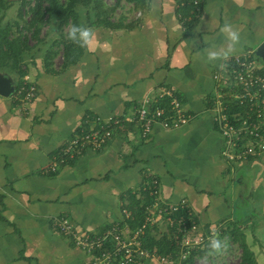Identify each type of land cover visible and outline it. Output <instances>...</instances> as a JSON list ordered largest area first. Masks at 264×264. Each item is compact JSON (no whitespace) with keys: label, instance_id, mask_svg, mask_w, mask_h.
I'll return each mask as SVG.
<instances>
[{"label":"crops","instance_id":"obj_1","mask_svg":"<svg viewBox=\"0 0 264 264\" xmlns=\"http://www.w3.org/2000/svg\"><path fill=\"white\" fill-rule=\"evenodd\" d=\"M201 2L189 32L178 17L180 0H144L136 15L110 19L114 26L88 25L92 42L82 43L75 61L64 59L63 50L56 61L53 46L27 45L19 64L37 87L35 98L25 110L13 92L0 95V264H85L88 253L58 232L56 217H68L80 231L119 226L128 234L132 212L144 205L146 212L157 196L164 205L185 200L174 216L190 212L201 231L218 222L225 228L237 217L235 202L245 188L239 173L259 174L264 155L236 162L223 157L213 74L232 55L264 41V0ZM256 61L263 69L264 60L256 55ZM0 72L13 86L21 78L17 68ZM161 88L171 90L188 119L173 129L155 122L142 137L136 114L143 100L151 109H169ZM107 118L120 122L102 148L53 165L68 140ZM260 181L254 177L251 192L262 211ZM153 227L155 238L175 244L180 238L166 213ZM141 264L166 263L155 255Z\"/></svg>","mask_w":264,"mask_h":264},{"label":"built area","instance_id":"obj_2","mask_svg":"<svg viewBox=\"0 0 264 264\" xmlns=\"http://www.w3.org/2000/svg\"><path fill=\"white\" fill-rule=\"evenodd\" d=\"M185 3L190 6V10L188 15L183 13L178 15L181 20L196 17L201 12V0H180L179 4L182 7ZM213 80L216 120L219 131L225 139L223 157L227 162H236L260 156L264 152V74L257 66L255 52L246 50L232 55L225 68L220 67L214 72ZM36 94L37 87L28 77L23 76L18 85L14 86V99L25 110ZM160 97L168 100L169 109L162 105H156L151 109L149 101L144 99L137 110L136 118L142 126V137L147 136L155 122L160 123L162 128L173 129L184 124L188 119L170 89L161 88ZM231 106H238L239 110L244 111L231 112ZM119 122L118 119L107 118L103 122H96V126L88 131L75 135L62 146L59 159L54 160L53 165L62 163L66 156L72 158L80 155L86 148H102L112 135L113 126ZM184 207L185 200L173 205H164L157 196L155 202L146 208L143 222L128 234L119 226L100 233L88 234L78 230L64 216L56 217L53 225L58 232L88 253L89 259L85 264H141L144 259L155 255L159 256L162 263L180 264V259L185 257L187 251L182 252L175 262L158 255L155 247L151 250L146 248L141 237L145 234L147 226L156 224L159 214L163 212L166 213L169 224L174 226L176 236L180 237L176 240V244L191 247L199 243L197 238L201 240L202 236L200 232L197 234V223L190 212L186 211L185 215L174 216ZM210 233H212L211 229ZM192 235L198 236L191 238ZM107 242L109 244H106Z\"/></svg>","mask_w":264,"mask_h":264},{"label":"trees","instance_id":"obj_3","mask_svg":"<svg viewBox=\"0 0 264 264\" xmlns=\"http://www.w3.org/2000/svg\"><path fill=\"white\" fill-rule=\"evenodd\" d=\"M133 3V6L135 8H141L144 5V0H129ZM11 1L9 0H0V9H5ZM44 3L46 4L44 6ZM202 6V5H201ZM104 9V10H103ZM190 10V6L185 3L184 6H182V12L185 15H188V12ZM84 11V12H83ZM83 12V15H82ZM201 13V12H200ZM200 13L195 17H190L187 20H181V23L184 27L185 32H189L197 22ZM108 10H105L102 4V0H36L35 7L32 10V14L30 19L25 22L24 27L29 29L32 28V34L36 36L40 29V25L45 23L49 20H57V25H53V28L57 31L59 30L60 26L66 25L69 23V28L72 25H79L82 27L91 25V24H100V25H112L107 17ZM46 16L45 18H43ZM81 16L84 17L85 22L81 20ZM95 19H94V18ZM19 18H21V14L19 12ZM121 21V19H119ZM16 27L18 25V22L16 23ZM115 26H121V22H118L115 24ZM52 28V29H53ZM66 32V38L63 40V58L68 61H75L80 53L81 49V42L71 40L68 38V31ZM11 28L8 25L0 26V69L5 67H11L12 69L17 68L18 69V75L19 77H23L26 73V68L23 69L20 66V59L22 56V52L24 50L28 49V46L26 44V38L25 36H21L20 34H16L13 39H9V30ZM262 74H264V68L260 69ZM21 78L19 82L21 81ZM18 82V83H19ZM18 83L15 85L17 86ZM165 100V99H164ZM240 107L238 106H231L230 110L231 112L238 111ZM59 151H57V159H59ZM264 155V152L261 154ZM77 156H74L72 158L64 157V161L66 162L68 160H72L76 158ZM62 162V163H63ZM133 215L135 218H133L131 222V227L133 230H135L144 220L145 215V205L143 207H140L137 210H134ZM183 215V211H181ZM250 216L251 219L254 217V215L250 213H246V215ZM246 215H241L240 217L237 215L233 220H230L227 224V233L228 236L236 240L241 248V259L240 264H257V261L254 257V254L252 250L249 248L247 243L245 242V236L242 231L238 230V224L242 221H245ZM260 214H256V216H259ZM180 216V215H178ZM68 218V217H67ZM154 225L147 226L145 230V234L142 235L141 240L143 242V245L148 248L149 250L156 248L157 254L162 255L169 258V260H177L178 257L182 252H186L185 257L183 259H180V264H191L193 253L195 250H203L204 248L211 247L209 243L206 242V237L209 234L210 230L201 231L198 229V232H200L202 238L201 243H204L203 248H199V244L196 245L195 249L188 250L190 246H181L179 243L175 244V242L172 240L167 239L165 236L161 238H155L154 229H156ZM82 232V231H81ZM88 234H94L93 232L83 231ZM60 233V232H59ZM96 233V232H95ZM98 233V232H97ZM100 233V232H99ZM63 235V234H62ZM71 240V239H70ZM74 244V243H73ZM106 244H109L108 242ZM75 245V244H74ZM78 247V246H77ZM80 248V247H79ZM199 248V249H198ZM83 250V249H82Z\"/></svg>","mask_w":264,"mask_h":264},{"label":"rangeland","instance_id":"obj_4","mask_svg":"<svg viewBox=\"0 0 264 264\" xmlns=\"http://www.w3.org/2000/svg\"><path fill=\"white\" fill-rule=\"evenodd\" d=\"M11 3L5 8L0 9V26L8 25L11 29L9 30V39H13L16 34L25 36L26 44L30 45L34 49L38 46L42 47L43 45H50L54 47L56 53V61H60L62 56L59 52L63 50V40L66 38V32L69 28V23L63 26H60L59 30H55L53 25H57V20H49L40 25V29L36 36L32 34V28H25L24 24L27 22L32 14V10L35 7L36 0H9ZM64 1V0H59ZM103 7L105 10H108V20L112 19L116 21L127 17L128 15H136L138 9L133 6V3L129 0H102ZM46 4L44 3V6ZM104 10V9H103ZM19 12L21 18H19ZM84 12V11H83ZM82 12V15H83ZM44 16L43 18H45ZM94 18V17H93ZM96 18V17H95ZM94 18V19H95ZM81 20L85 22L84 17L81 16ZM18 25L16 27V24ZM87 27V26H86ZM53 28V29H52ZM255 52V50H254ZM22 69L24 67H21ZM259 174H252V170L244 171L242 170L239 175H243V183L245 184L244 193H242L241 201L239 197L235 202L236 213L240 217L241 215H246L250 213L254 215L251 219L248 214L245 216V221H242L238 224V230L242 231L245 236V242L252 250L254 257L257 261V264H264V207H260L262 211L258 210V204L252 201L251 186L253 184L254 177L258 175L261 177L260 185H256V191L264 192V164H258ZM250 171V173H249ZM257 172V171H256ZM257 172V173H258ZM260 197V194H258ZM254 199L256 198L253 196ZM251 199V200H250ZM239 201V202H238ZM256 214H260L256 216ZM222 222L215 223V226H212L210 229L212 233L208 234L206 242L210 244L213 240L219 241V246L217 248L206 247L202 251L195 250L193 255V260L191 264H240L241 259V248L239 243L236 240L231 239L227 233V226L224 228ZM220 225V226H219ZM226 225V224H225ZM163 230L158 228V230ZM198 235H192V237H197ZM199 243L191 245L188 250L195 249L196 245L199 244V248L204 247V243H201L202 240H199ZM198 248V249H199ZM177 262V260H175ZM171 264V263H170Z\"/></svg>","mask_w":264,"mask_h":264},{"label":"clouds","instance_id":"obj_5","mask_svg":"<svg viewBox=\"0 0 264 264\" xmlns=\"http://www.w3.org/2000/svg\"><path fill=\"white\" fill-rule=\"evenodd\" d=\"M227 34H228V38L232 41L235 42L238 39L237 33L234 31L229 30L227 27H225L224 29ZM68 38L71 40H75L84 44H91L92 42V31L90 28L87 27H82L79 25H72L69 28L68 31ZM210 56H214L216 55V53H209ZM211 246L213 248H217L219 246V241L218 240H213L211 242Z\"/></svg>","mask_w":264,"mask_h":264},{"label":"water","instance_id":"obj_6","mask_svg":"<svg viewBox=\"0 0 264 264\" xmlns=\"http://www.w3.org/2000/svg\"><path fill=\"white\" fill-rule=\"evenodd\" d=\"M255 55L261 57L262 60H264V41L257 46ZM13 90L14 86L12 78L0 72V95L8 96L13 92Z\"/></svg>","mask_w":264,"mask_h":264}]
</instances>
